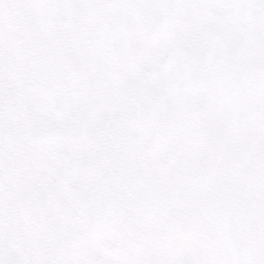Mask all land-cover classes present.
<instances>
[{"label":"snow or ice","instance_id":"1","mask_svg":"<svg viewBox=\"0 0 264 264\" xmlns=\"http://www.w3.org/2000/svg\"><path fill=\"white\" fill-rule=\"evenodd\" d=\"M0 264H264V0H0Z\"/></svg>","mask_w":264,"mask_h":264}]
</instances>
